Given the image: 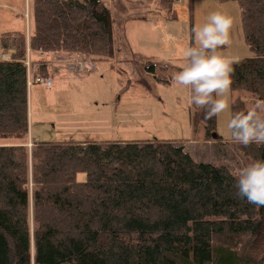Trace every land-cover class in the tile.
Listing matches in <instances>:
<instances>
[{
  "label": "trees",
  "instance_id": "16d2710c",
  "mask_svg": "<svg viewBox=\"0 0 264 264\" xmlns=\"http://www.w3.org/2000/svg\"><path fill=\"white\" fill-rule=\"evenodd\" d=\"M31 1L32 34H0V55L13 51L0 60V138L14 144L0 146V264H264V207L239 197L227 165L197 162L171 143L32 142L28 150L27 51L113 56L100 0ZM222 1L237 3L251 53L234 65L231 91L264 100V0ZM161 3L173 18L174 0ZM188 14L192 31V0ZM231 106L248 110L241 98ZM193 118L209 141L216 117L199 108ZM237 148L246 166L264 160V145Z\"/></svg>",
  "mask_w": 264,
  "mask_h": 264
},
{
  "label": "rangeland",
  "instance_id": "374dc122",
  "mask_svg": "<svg viewBox=\"0 0 264 264\" xmlns=\"http://www.w3.org/2000/svg\"><path fill=\"white\" fill-rule=\"evenodd\" d=\"M100 1L113 23L111 58L91 62L86 57L82 61L89 66L84 69L75 54L67 63H59L57 58L66 53L28 54L32 63L46 64L52 81L50 87L34 84L28 89V150L34 148L32 142L104 146L171 143L183 147L197 162L227 165L234 173L245 167L237 148L240 144L228 132L229 114L217 117L216 131L206 141L204 124L194 126L193 116L199 107L188 103V90L172 84L173 73L185 63L181 48L191 40L195 43L189 24L190 0H175L173 18L161 0ZM192 2L193 29L204 24L211 13L225 12L233 17L234 25L231 44L221 49L222 53L238 60L251 56L235 1ZM32 31L31 0H0V34L29 35ZM231 93L242 95L247 109L253 106H247L249 99H255L252 95ZM10 143L0 138V146L14 145ZM77 178L82 181L85 176ZM29 188L34 189L31 182Z\"/></svg>",
  "mask_w": 264,
  "mask_h": 264
},
{
  "label": "clouds",
  "instance_id": "9594fccd",
  "mask_svg": "<svg viewBox=\"0 0 264 264\" xmlns=\"http://www.w3.org/2000/svg\"><path fill=\"white\" fill-rule=\"evenodd\" d=\"M234 19L222 11L211 13L204 24L193 29L195 43L181 48L185 61L172 75V84L188 90V103L206 110V117L229 114L231 138L245 147L264 145V100L257 99L245 111L231 113L230 91L234 83L236 57L221 51L231 44ZM238 195L248 203L264 207V160H253L235 171Z\"/></svg>",
  "mask_w": 264,
  "mask_h": 264
},
{
  "label": "built area",
  "instance_id": "2783aa9c",
  "mask_svg": "<svg viewBox=\"0 0 264 264\" xmlns=\"http://www.w3.org/2000/svg\"><path fill=\"white\" fill-rule=\"evenodd\" d=\"M10 53H2L0 55V60L2 61H9L10 60ZM24 65L26 67V74H27V87H31L34 84H43L45 87L51 86V81L49 79H43L39 76H34V73L36 71V67L32 66L30 64V61L28 58L24 61Z\"/></svg>",
  "mask_w": 264,
  "mask_h": 264
},
{
  "label": "crops",
  "instance_id": "0c3cea01",
  "mask_svg": "<svg viewBox=\"0 0 264 264\" xmlns=\"http://www.w3.org/2000/svg\"><path fill=\"white\" fill-rule=\"evenodd\" d=\"M175 17H176V15H175ZM8 33V32H7ZM3 34V33H2ZM32 34V33H31ZM30 35V34H29ZM29 35H26V37L28 38L29 37ZM31 52L28 50V54H30ZM71 56H73V54H63V55H57V58H58V61H59V63H67V61H70L71 59H73V57H71ZM86 57L85 56H79L78 55V57L76 58V60L78 61L77 62V64L78 63H80L81 65H84V66H86V65H89L87 62H83L82 60L83 59H85ZM248 58V57H247ZM238 60V59H237ZM239 61V60H238ZM38 62H40V61H38ZM35 63V62H34ZM47 73H48V70H47ZM48 79H50V75H49V73H48V77H47ZM236 98H243L244 99V97L242 96V95H240V96H238V97H236V96H234L232 93L230 94V103H231V105H232V102L236 99ZM255 99H249V102H250V104L248 105V103H247V106H248V108L252 105V104H254L255 103ZM252 102V103H251ZM249 110V109H248ZM216 120H217V117H216ZM217 123V122H216ZM218 137V136H217ZM213 139H215V135H213V137H212Z\"/></svg>",
  "mask_w": 264,
  "mask_h": 264
},
{
  "label": "bare ground",
  "instance_id": "6f19581e",
  "mask_svg": "<svg viewBox=\"0 0 264 264\" xmlns=\"http://www.w3.org/2000/svg\"><path fill=\"white\" fill-rule=\"evenodd\" d=\"M8 52H12V50L7 51V53H8Z\"/></svg>",
  "mask_w": 264,
  "mask_h": 264
}]
</instances>
